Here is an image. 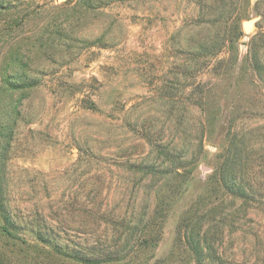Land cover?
<instances>
[{"label":"rangeland","instance_id":"obj_1","mask_svg":"<svg viewBox=\"0 0 264 264\" xmlns=\"http://www.w3.org/2000/svg\"><path fill=\"white\" fill-rule=\"evenodd\" d=\"M108 1L0 0V225L4 207L144 264H198L197 239L203 264H264V0ZM216 167L259 200L222 174L208 192Z\"/></svg>","mask_w":264,"mask_h":264},{"label":"trees","instance_id":"obj_2","mask_svg":"<svg viewBox=\"0 0 264 264\" xmlns=\"http://www.w3.org/2000/svg\"><path fill=\"white\" fill-rule=\"evenodd\" d=\"M128 1V0H124ZM82 0L83 5L89 10H96L101 7H106L109 5L108 0ZM6 11V7H3V3L0 5V14L2 11ZM264 16L262 17L263 20ZM262 28L261 26L259 27ZM91 46H94L93 43ZM216 56L213 54V57ZM256 57L257 54L255 55ZM212 57V58H213ZM254 76L258 78L260 82L264 81V63L255 60L254 64ZM15 83H8V87L11 90L14 89H30L35 87L38 83L28 75H21L15 77ZM14 86V87H11ZM215 87V86H214ZM214 104H217L215 102ZM207 107V105H206ZM205 107V108H206ZM204 108V110H205ZM209 115H207L208 117ZM217 117H208V126L215 124ZM223 167H216L214 171V180L209 188V191L216 190L218 184V176L224 178L226 182L233 181L232 186L225 187L227 191L234 199H240L243 202L257 201L259 200L254 192L249 191V188L244 187L246 183V178L241 184H237L235 178L233 177L232 169L230 171H221ZM220 183V182H219ZM208 189V188H207ZM206 189V190H207ZM251 189V188H250ZM2 219L3 223L0 225V235L4 239L3 246L9 248L6 253L12 254L13 260H8L6 258L0 259V264H14L13 261H17L18 264H141L144 262L140 258L142 250L144 248L132 247L131 250H125V248H98L95 245H81L75 241L66 239L64 244H60L53 238L51 229H41L40 227H28L29 224H19L9 211L2 208ZM12 216V217H11ZM29 235L35 244L30 243L25 236ZM145 239L152 241L150 236H145ZM2 240V239H1ZM7 240V241H6ZM184 249L188 252L186 260H195L198 264H203V258L206 255L203 254V249L201 247L200 240L184 241ZM140 248V249H139ZM135 249V250H134ZM185 253V251L183 250ZM16 259V260H15ZM218 260L221 261L220 258ZM146 264L149 262L145 261ZM153 264H162L160 261H154Z\"/></svg>","mask_w":264,"mask_h":264},{"label":"water","instance_id":"obj_3","mask_svg":"<svg viewBox=\"0 0 264 264\" xmlns=\"http://www.w3.org/2000/svg\"><path fill=\"white\" fill-rule=\"evenodd\" d=\"M256 21L257 20H249L244 23V29L247 33L250 32L251 28L253 27Z\"/></svg>","mask_w":264,"mask_h":264}]
</instances>
